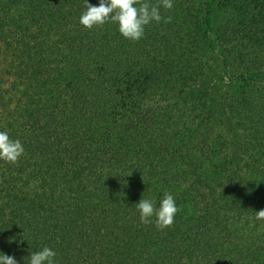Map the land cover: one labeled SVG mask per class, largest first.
<instances>
[{
	"label": "trees",
	"instance_id": "obj_1",
	"mask_svg": "<svg viewBox=\"0 0 264 264\" xmlns=\"http://www.w3.org/2000/svg\"><path fill=\"white\" fill-rule=\"evenodd\" d=\"M84 9L0 0V131L24 147L0 160V251L264 264V0H174L135 42ZM164 192L173 224L142 223Z\"/></svg>",
	"mask_w": 264,
	"mask_h": 264
},
{
	"label": "clouds",
	"instance_id": "obj_2",
	"mask_svg": "<svg viewBox=\"0 0 264 264\" xmlns=\"http://www.w3.org/2000/svg\"><path fill=\"white\" fill-rule=\"evenodd\" d=\"M171 10L174 0H159L151 4L148 0H98L93 5L85 0V9L79 17V23L88 28L103 26L106 23L117 25L119 33L133 42L139 41L145 35V28L153 21L170 22L171 17H162L160 8ZM24 147L19 139H13L7 130L0 131V160L9 163L17 162L23 154ZM140 221L144 224L155 223L158 229L170 227L176 214L180 211L174 195L164 192L157 202L155 199L143 197L135 204ZM154 218V220H153ZM256 221H264V209L255 211ZM56 251L45 245L30 252L27 264H58ZM0 264H17L13 255L0 251Z\"/></svg>",
	"mask_w": 264,
	"mask_h": 264
},
{
	"label": "rangeland",
	"instance_id": "obj_3",
	"mask_svg": "<svg viewBox=\"0 0 264 264\" xmlns=\"http://www.w3.org/2000/svg\"><path fill=\"white\" fill-rule=\"evenodd\" d=\"M223 81L226 82V78H223Z\"/></svg>",
	"mask_w": 264,
	"mask_h": 264
}]
</instances>
